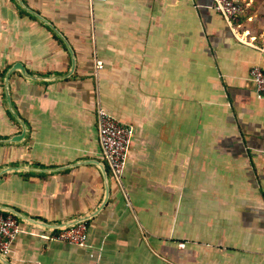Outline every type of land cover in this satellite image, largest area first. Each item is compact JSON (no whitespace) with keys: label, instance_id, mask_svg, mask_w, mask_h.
I'll return each instance as SVG.
<instances>
[{"label":"crops","instance_id":"obj_1","mask_svg":"<svg viewBox=\"0 0 264 264\" xmlns=\"http://www.w3.org/2000/svg\"><path fill=\"white\" fill-rule=\"evenodd\" d=\"M210 4L0 0V264H264V42ZM97 106L132 130L120 185Z\"/></svg>","mask_w":264,"mask_h":264},{"label":"built area","instance_id":"obj_2","mask_svg":"<svg viewBox=\"0 0 264 264\" xmlns=\"http://www.w3.org/2000/svg\"><path fill=\"white\" fill-rule=\"evenodd\" d=\"M103 2L105 0H90ZM209 9L221 16L231 32L236 33L235 22L242 13V7L236 0H211ZM101 69V62H94V72ZM248 77L255 88V97L264 100V71L253 66ZM97 143L100 155L107 164L110 176L116 185L123 177L132 130L129 126L116 121L105 110L97 106L94 111ZM55 233L47 239L75 247L86 244L85 220H78L67 225L54 227ZM21 232L15 215L0 211V256L6 257L11 252V245ZM37 264V263H36Z\"/></svg>","mask_w":264,"mask_h":264},{"label":"rangeland","instance_id":"obj_3","mask_svg":"<svg viewBox=\"0 0 264 264\" xmlns=\"http://www.w3.org/2000/svg\"><path fill=\"white\" fill-rule=\"evenodd\" d=\"M236 1L242 7V13L235 22L236 31L239 34L247 32L258 42H264V0Z\"/></svg>","mask_w":264,"mask_h":264},{"label":"water","instance_id":"obj_4","mask_svg":"<svg viewBox=\"0 0 264 264\" xmlns=\"http://www.w3.org/2000/svg\"><path fill=\"white\" fill-rule=\"evenodd\" d=\"M13 67H14V69L22 70V69H21V66H20L19 64H15Z\"/></svg>","mask_w":264,"mask_h":264}]
</instances>
